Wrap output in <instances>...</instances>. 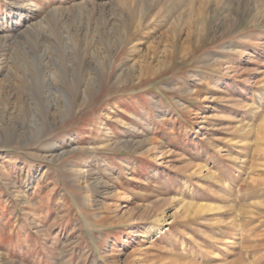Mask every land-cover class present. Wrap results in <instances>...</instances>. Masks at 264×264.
Wrapping results in <instances>:
<instances>
[{"label": "rangeland", "instance_id": "obj_1", "mask_svg": "<svg viewBox=\"0 0 264 264\" xmlns=\"http://www.w3.org/2000/svg\"><path fill=\"white\" fill-rule=\"evenodd\" d=\"M0 264H264V0H0Z\"/></svg>", "mask_w": 264, "mask_h": 264}]
</instances>
